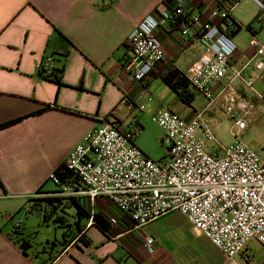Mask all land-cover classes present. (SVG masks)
<instances>
[{"label":"crops","instance_id":"1","mask_svg":"<svg viewBox=\"0 0 264 264\" xmlns=\"http://www.w3.org/2000/svg\"><path fill=\"white\" fill-rule=\"evenodd\" d=\"M229 3L231 18L241 26L231 34L237 46L232 63L241 70L242 78L253 79L252 88L242 79L225 77L212 87V103L191 87L193 101L185 104L163 78L172 70L186 74L204 53L205 45L192 33L181 35L179 27L168 20L158 29L164 59L141 81L130 77V33L149 13L170 14L174 0H0V125L14 121L0 128V196L31 198L42 184L46 190L51 172L66 161L89 130L116 110L122 114L118 118L134 119L143 130L146 114L169 108L190 120L206 107L212 125L211 118L224 113L229 97L244 98L252 105L253 100L261 99L264 67L258 69L255 64L264 60V54L258 55L250 45L252 36L264 43V25L257 21L260 11L252 0ZM214 5L212 0H187L185 8L188 14L206 15ZM220 27L224 28L222 23ZM52 54H65L57 64L63 67L61 86L39 75L38 64ZM95 211L105 218L106 232L88 222V244L77 241L58 253L54 243L48 256L38 262L25 257L0 234V264L226 261V255L177 211L142 228H134L119 208L103 199ZM147 236L155 238L151 253L145 246ZM237 260L239 264H264V247L250 240Z\"/></svg>","mask_w":264,"mask_h":264},{"label":"built area","instance_id":"2","mask_svg":"<svg viewBox=\"0 0 264 264\" xmlns=\"http://www.w3.org/2000/svg\"><path fill=\"white\" fill-rule=\"evenodd\" d=\"M212 1L215 5L206 15L188 14L187 0H174L172 12L162 17L155 12L145 15L128 37L131 79L141 81L164 59L158 29L162 21L175 23L179 18V33H192L205 45L204 53L185 74L195 91L212 103V87L222 78L242 79L252 88L253 79L242 78L241 70L232 63L236 44L220 27L230 17L229 0ZM252 1L260 11L257 21L264 25L263 0ZM250 45L258 55L264 54V43L256 36H252ZM54 66V57L46 55L38 71L49 75ZM255 67L263 68L264 60L256 62ZM259 97L264 100V91ZM253 108L244 98H228L224 110L234 121V142L221 147L222 155L207 151L208 143L217 139L206 107L190 120L169 108L161 109L153 117L164 133L161 140L166 153L160 161L149 158L135 145L141 132L138 122L113 113L70 151L65 164L82 187L64 190L84 198L92 215L99 200L108 201L134 228L177 211L226 255L224 264H239L237 256L245 252L250 240L264 247V160L241 139ZM49 178L58 181L53 173ZM21 223L18 219L16 226ZM154 245L155 238L147 236L148 252H153Z\"/></svg>","mask_w":264,"mask_h":264},{"label":"rangeland","instance_id":"3","mask_svg":"<svg viewBox=\"0 0 264 264\" xmlns=\"http://www.w3.org/2000/svg\"><path fill=\"white\" fill-rule=\"evenodd\" d=\"M199 98L197 94L196 100L198 101ZM253 101L254 108L247 117V127L242 132L241 139L246 145L256 150L264 160V100L257 99ZM223 112H217V115L213 116L214 119L211 118L212 121L214 120L212 127L217 142L211 143L210 148H207L208 152L223 154L221 147H227L234 142L232 133L234 121L225 113V110ZM118 113L121 114L116 110L114 116L118 117ZM155 113L146 114L143 117L144 129L141 130L136 138V145L149 158L160 161L165 156L166 146L161 140L164 135L163 130L153 120L154 115L157 114ZM110 116L111 114L108 117ZM120 118L125 117L121 116ZM158 135H160V139H157ZM44 188L46 190H54L57 189V186L52 180L48 179ZM29 198H4L0 196V234L8 238L11 244L18 248L25 257L38 262L41 261V258L48 256L49 250L53 248V243H55L58 252L62 250L61 241L65 230L59 224L53 222L44 223L35 211L27 212L32 205L29 202ZM7 214L14 215V217L9 219L6 216ZM18 219H22L19 227L16 226ZM16 239L29 242L30 246L26 253L15 242Z\"/></svg>","mask_w":264,"mask_h":264},{"label":"trees","instance_id":"4","mask_svg":"<svg viewBox=\"0 0 264 264\" xmlns=\"http://www.w3.org/2000/svg\"><path fill=\"white\" fill-rule=\"evenodd\" d=\"M181 22L182 20L178 18L177 22L171 23L177 26ZM222 24L225 33L229 36L241 28L239 24L235 23L231 16L228 17L227 20L223 21ZM57 32L63 37L58 30ZM55 55L56 57L54 54L51 55L55 60V66L52 68L51 73L49 75H43L39 72V75L42 79L54 82L58 86H61L63 67H59L57 64L61 61V57H64L65 54ZM163 80L174 90L178 99L182 103L191 104L194 94L191 90L188 78L184 73L172 70L164 76ZM46 108H48V106L35 113H40ZM12 122L14 121L1 124L0 128ZM53 174L58 179V181L54 183L57 186V189L47 191L43 189L44 184H42L36 190L35 196L29 198V202L32 205L28 208L27 212L35 211L37 215L42 218L44 223L53 222L55 224H59L60 227L65 230L63 232V240L61 241V252H63L68 245L77 241L88 244L85 227L90 220L91 225H95L103 232H106L107 230V223L103 215L100 213H97L96 211L93 215L90 213V207L87 205L85 200H83V198L65 192L64 188L78 190L82 187L75 173L67 167L65 162L61 163L53 171ZM15 242L18 243L24 253H26V250L30 246L29 242L26 240L22 241L20 239H16Z\"/></svg>","mask_w":264,"mask_h":264}]
</instances>
